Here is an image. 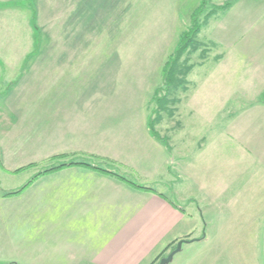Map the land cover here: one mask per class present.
<instances>
[{
  "label": "rangeland",
  "instance_id": "374dc122",
  "mask_svg": "<svg viewBox=\"0 0 264 264\" xmlns=\"http://www.w3.org/2000/svg\"><path fill=\"white\" fill-rule=\"evenodd\" d=\"M32 3L0 0V264H38L28 245L45 227L30 186L6 191L80 156L119 167L118 143L106 153L100 134L142 153L147 120L175 169L152 189L193 226L169 264H211L204 210L219 212L225 188L264 170V0H36L37 19ZM195 20L167 90L164 66Z\"/></svg>",
  "mask_w": 264,
  "mask_h": 264
},
{
  "label": "crops",
  "instance_id": "0c3cea01",
  "mask_svg": "<svg viewBox=\"0 0 264 264\" xmlns=\"http://www.w3.org/2000/svg\"><path fill=\"white\" fill-rule=\"evenodd\" d=\"M30 6L33 19H37L36 0ZM143 125L142 153L141 148H131L114 133L108 137L107 132L101 133L98 144L104 145L107 153L118 143L115 153L122 158L116 160L119 167L114 168L122 177L149 188H163L171 182L166 178L175 173L169 161L171 151L152 137L148 120ZM91 135L85 134L88 138ZM69 160L93 159L80 156ZM243 176L246 179L237 177L234 193L223 190L224 197H232H222L219 212L204 210L202 244L208 250L205 260L212 257L211 264L217 262V243L219 264H264V170ZM27 197L44 209L43 237H32L28 245V257L38 264H152L171 243L188 237L193 240L187 215L165 192L139 190L116 176L89 168L71 167L46 174L28 188Z\"/></svg>",
  "mask_w": 264,
  "mask_h": 264
},
{
  "label": "trees",
  "instance_id": "16d2710c",
  "mask_svg": "<svg viewBox=\"0 0 264 264\" xmlns=\"http://www.w3.org/2000/svg\"><path fill=\"white\" fill-rule=\"evenodd\" d=\"M222 10L228 9L229 5H226L224 7H221ZM218 9H214L213 13L216 12ZM198 17V16H197ZM196 19V18H195ZM37 28V27H36ZM201 26L198 23V21L195 20L193 26L182 36L181 40H180V45H179V50L178 52L174 55L171 56L169 58V61L166 63V65L164 66V70H163V80H164V84L167 86V90L169 89L170 86H172V83H174V79H175V75L176 72L174 71V66L178 56L180 55V53H182L183 51L185 52L188 49V45L192 44L194 37L200 32ZM173 81V82H172ZM172 82V83H171ZM155 100V104L158 105V108L162 107V101L160 98H154ZM164 109V108H163ZM158 114V113H157ZM149 129L151 132V135L153 138H155L156 140L162 142L167 148V143L162 140L160 138V136L155 132L154 130V125L151 121H149ZM71 167H84V168H89L92 170H96L99 171L101 173L104 174H108V175H112V176H116L119 179L127 182L128 184H130L131 186L135 187L136 189L139 190H145V191H152V188L146 187V186H142L139 185L137 183L131 182L127 179H125L124 177H122V175L118 172V170H116L114 168V166L108 165V163L105 162H96V161H83V162H78V161H73V160H69V161H65L62 162L60 165L56 166V167H52L50 169H47L44 172H41L39 174H37L36 176H34V178L32 179L31 182L27 183L25 186H23L22 188L15 190V191H10L7 192V196H14V195H20L24 190H26L29 186L32 185V183L34 181H36L37 179H39L40 177L61 170V169H65V168H71ZM178 242H173L171 243L169 246H167L161 253L159 256H157V258L152 262V264H159L160 261L163 258H166L168 256V252H172L176 249Z\"/></svg>",
  "mask_w": 264,
  "mask_h": 264
},
{
  "label": "water",
  "instance_id": "95a60500",
  "mask_svg": "<svg viewBox=\"0 0 264 264\" xmlns=\"http://www.w3.org/2000/svg\"><path fill=\"white\" fill-rule=\"evenodd\" d=\"M182 243L177 244V247L166 258H163L159 264H169L172 262L174 256L180 252Z\"/></svg>",
  "mask_w": 264,
  "mask_h": 264
}]
</instances>
